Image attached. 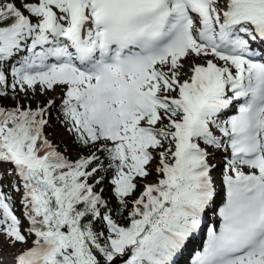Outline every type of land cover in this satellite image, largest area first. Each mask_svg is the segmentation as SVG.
I'll list each match as a JSON object with an SVG mask.
<instances>
[{"label":"snow or ice","instance_id":"obj_1","mask_svg":"<svg viewBox=\"0 0 264 264\" xmlns=\"http://www.w3.org/2000/svg\"><path fill=\"white\" fill-rule=\"evenodd\" d=\"M0 264H264V0H0Z\"/></svg>","mask_w":264,"mask_h":264},{"label":"trees","instance_id":"obj_2","mask_svg":"<svg viewBox=\"0 0 264 264\" xmlns=\"http://www.w3.org/2000/svg\"><path fill=\"white\" fill-rule=\"evenodd\" d=\"M19 60H20V57L18 56V57H15L12 61H11V63H13V64H15L16 66H18L19 65ZM60 93V89L59 88H57L56 90H55V93H54V95L53 96H57L58 94ZM53 96H49V95H45L44 97H41V98H34V99H31V100H29V101H22V99H21V102L22 103H24V104H29V103H31V106L32 107H36V104L39 102V101H43V100H46V99H49V98H51V97H53ZM16 103V101H14V100H11V99H5L4 101H3V104H4V106H7V107H11V106H13L14 104ZM58 103H59V101H58ZM53 115H55V109L53 110ZM49 131H51V130H49ZM61 140H64V141H67L68 140V137H67V135L66 134H63L62 132H61V134H59V135H56V137H55V141L54 142H57V143H60V141ZM63 146V145H62ZM104 187H109L108 185H107V182H106V184L104 185ZM6 192L8 191V188L7 187H5V189H4ZM14 191H12L11 192V196H12V200H14L15 201V196H14ZM139 194V189H138V191H137V195ZM107 195H110V193H107L106 192V196ZM20 197H21V193H20ZM113 204H115V201H113ZM23 207V206H22Z\"/></svg>","mask_w":264,"mask_h":264},{"label":"rangeland","instance_id":"obj_3","mask_svg":"<svg viewBox=\"0 0 264 264\" xmlns=\"http://www.w3.org/2000/svg\"><path fill=\"white\" fill-rule=\"evenodd\" d=\"M54 93L55 92L49 91L47 93V95L53 96ZM41 97H44V96L36 95V96L33 97L31 95V93H29L28 97H22L21 99H22V101H29L31 99H34V98L38 99V98H41ZM222 159H223L222 156L217 155V157H216L217 161H222ZM7 184H8V181H5V185H7ZM21 191H22V189H21ZM14 192H15L14 193L15 201L13 200V210H14L15 214L23 220L24 219V217H23V207H22V204H21L20 192H16V191H14ZM24 224H25V226H27V221L26 220H24Z\"/></svg>","mask_w":264,"mask_h":264}]
</instances>
